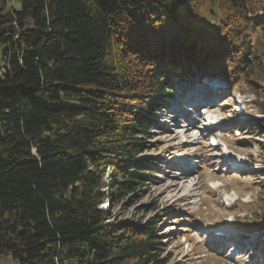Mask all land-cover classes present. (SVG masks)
Returning <instances> with one entry per match:
<instances>
[{
  "label": "trees",
  "instance_id": "obj_1",
  "mask_svg": "<svg viewBox=\"0 0 264 264\" xmlns=\"http://www.w3.org/2000/svg\"><path fill=\"white\" fill-rule=\"evenodd\" d=\"M263 38L264 0H0V258L170 264L157 217L112 210L157 178L177 81L243 83L264 115Z\"/></svg>",
  "mask_w": 264,
  "mask_h": 264
},
{
  "label": "rangeland",
  "instance_id": "obj_2",
  "mask_svg": "<svg viewBox=\"0 0 264 264\" xmlns=\"http://www.w3.org/2000/svg\"><path fill=\"white\" fill-rule=\"evenodd\" d=\"M210 78L190 86L186 80L177 81L173 106L155 112L159 127L143 139L145 151L140 156L151 164L161 161L157 178L151 177L125 206H114L113 219L136 222L157 217L166 249L172 252L170 264H247L249 259H241L247 246L253 248L250 263L264 264V229L257 230L258 223L264 224V215L263 223L257 220L264 214V133L257 120L264 115L252 105L254 96L245 84ZM201 87L205 89L198 92ZM239 94L247 104L243 112L238 111L243 108ZM194 99L203 100L210 116L220 111L225 116L219 127L224 135L219 147L207 138L219 131L189 125L192 120L186 116L185 105ZM225 143L233 147L231 154L240 164L223 159ZM105 191L110 194L107 186ZM104 203L107 207L110 200L106 198ZM148 206L155 209L148 211ZM230 239H242L236 243L241 247L233 256L228 253L232 246L228 252L225 249ZM0 264L16 263L6 255Z\"/></svg>",
  "mask_w": 264,
  "mask_h": 264
}]
</instances>
